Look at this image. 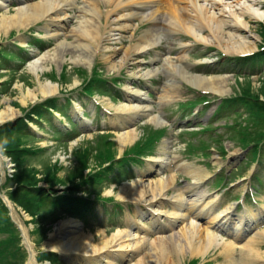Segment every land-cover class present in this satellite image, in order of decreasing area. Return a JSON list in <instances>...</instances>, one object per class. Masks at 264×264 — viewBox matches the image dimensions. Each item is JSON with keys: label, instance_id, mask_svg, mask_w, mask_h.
<instances>
[{"label": "bare ground", "instance_id": "6f19581e", "mask_svg": "<svg viewBox=\"0 0 264 264\" xmlns=\"http://www.w3.org/2000/svg\"><path fill=\"white\" fill-rule=\"evenodd\" d=\"M159 1L80 0V4H76V0H16V5L13 6V11L10 12L6 0H0V9L4 10L0 13V38L1 35L7 36L10 34L9 31L12 28H16L18 31L20 28H25L31 23L45 20L44 28H50V35L58 39L59 35L63 34L60 31L61 28L65 23L71 21V18H74L76 23H78L76 27L69 30V35H63V39L55 46L56 49L53 46L32 56V59L28 62L27 69L37 79V84L33 89L27 88L25 91H22L21 86L17 85L20 91V102L23 104L28 102L33 103L39 100L40 97L45 98L57 92V83L40 80V75L46 67L45 63L54 60L57 49H59L58 51L62 54V57L70 54V59L74 63L89 64L90 59L96 54H101L100 59L103 56L105 62L109 63L116 49L108 44H112L118 39V34L130 26L129 21L133 18H139L140 21L145 20L149 24V27L142 31L140 37L133 42L132 50L127 48L124 51L125 56H141L144 50L151 48V46L153 47L157 37L163 35L162 33L164 32H167L168 35L175 36L183 33V35L192 36L194 41L205 44L212 43L211 38H217L216 40L221 42L220 46L226 52H245L256 47L255 44L245 39L242 31H245L249 27L245 16H249L257 21L261 20V22L264 20V11L257 4V0H245L249 2V4L246 3L248 4L246 7L241 5V0L225 2L220 0H204L208 3L206 5L203 4L205 3L204 1L200 4V0H166L165 9H163L165 16L163 17L162 12H158L160 6L156 7ZM218 2H222V8L218 6L214 8L219 9L218 11L211 9L212 5H217ZM232 2L235 4H232ZM101 8H103L104 13L110 12V15L104 17L105 19L108 20L114 16L112 20L114 26L109 35L103 39L108 43L104 44V46H99L98 42L95 43V41L101 40L99 34L100 28L98 26V14ZM69 11H76V13L70 15ZM122 12L124 13L119 14ZM142 25L143 23L141 22ZM50 26H53V28ZM135 31L136 29L133 30L132 37L135 35ZM206 31L209 32V36L208 34L203 35ZM67 36L71 37L70 42H68L69 39H66ZM133 40V38H130V41ZM21 41L24 42L23 40ZM185 45V42L179 40L180 48H186ZM63 59L61 60L63 61ZM182 59L183 56H180L178 64L172 62V64L161 63V66L157 67L156 70H147L142 76L149 78L156 72L164 73L167 76L164 83V91L167 93L177 88L179 81H184L204 91H212L220 95L226 94L225 78L221 79L191 73L182 65ZM113 67L115 68V66ZM137 76L141 77L138 74ZM139 93L140 90L138 87L135 89L132 88L127 92L128 97L137 102L135 105L122 103L114 106L118 109V112L121 111V113L117 114L116 120L120 125V129H123V131L118 135L115 134L116 132L114 134L117 136L118 142L122 147L134 138L135 129L131 127V124L142 115L152 114L151 116H147V120L153 121L157 126L166 124L157 116L156 111H152L153 107L149 101L144 99ZM163 98L164 94L160 97V103L166 101ZM106 100L112 108L113 104L108 99ZM2 102H4V106L0 110V123L12 119L15 116V110L10 106V103L7 100H2ZM74 110L79 111L81 108L78 104H75ZM161 150L164 156H158V159H155V161L157 160L160 166H162L161 163L167 161V167H165L169 171V174L159 179H153V181L151 180L146 184L140 183V180L123 183L119 188L117 197L129 199L134 202L148 200L150 209L147 213L149 218L154 222H159L161 217H165L171 223L179 221L181 225L178 230L169 235L150 240L148 242L149 247H146L145 243H141V240L137 239L140 237L139 232L132 230L131 224H136L135 219H132L125 228L118 227L111 233L110 237H107L103 229L99 230L101 237L95 243L94 241L96 240L91 235H86L78 231L79 222L76 219L69 217L62 220V218L60 224L58 226L56 225L57 227L54 231L49 232L48 239L44 241L47 250L56 252L63 258H66L65 255H79L82 261H90L93 264H110L108 257L130 260L137 253H140L141 257L138 256L134 264H145L143 260L145 256L151 257V260H149L150 264H178L183 252L188 251L191 255L197 256L204 255L210 249H215L218 246L226 247L228 245L227 240L211 228L218 220L217 215L211 218L206 217L207 222L204 226L200 225L197 221V216L202 212H206L207 214L210 212L209 203L205 201V194L198 190L201 178L195 176L192 184L185 186L186 191L184 193L179 191L172 196L169 201L172 204L170 210L162 209L164 201L166 200L165 190L174 185L175 170L180 167H171L169 164L170 159H168V154L171 152L166 150L164 146L161 147ZM147 196L149 198L145 199ZM9 206L12 207L11 204ZM11 211L13 214V209ZM18 223L22 232L23 241L30 250V259L27 261V264H37L36 254L32 246L33 242L30 240L23 224L20 221ZM117 239L128 242L126 245L120 244L117 242ZM130 241H134L135 243L130 245ZM172 244L175 246L172 247ZM240 246L241 253L243 252L242 244ZM124 247L131 248V250L124 254L108 253L118 251ZM227 251L235 252L234 248L231 250L227 249ZM80 252L82 255H80Z\"/></svg>", "mask_w": 264, "mask_h": 264}, {"label": "rangeland", "instance_id": "374dc122", "mask_svg": "<svg viewBox=\"0 0 264 264\" xmlns=\"http://www.w3.org/2000/svg\"><path fill=\"white\" fill-rule=\"evenodd\" d=\"M15 1L16 0H6V3L8 4L10 12L13 11V6L16 5V3H13ZM31 1H36V0H31ZM203 1L204 0H202V1L200 0V4H202ZM210 1H216V0H210ZM220 1L225 2V1H233V0H220ZM79 2H80V0H76V4H80ZM29 3H30V1H29ZM182 3H184V2H182ZM182 3H180V4H182ZM187 3H188V1H187ZM246 3L249 4L248 1L246 2L245 0H241V5L243 7H246L248 5ZM203 4L206 5L208 3L205 2ZM232 4H235V3L232 2ZM257 4H259L260 7L264 11V0H257ZM165 5H166V0H160L159 2H157V5H156V7L160 6L158 12L159 11L162 12V17L165 16L164 11H163V9H165ZM221 5H222V2H218L217 5H212L211 9L217 8V6L222 8ZM214 10L218 11L219 9H214ZM3 11L4 10L0 9V13ZM72 13H76V11H69L70 15ZM123 13L124 12L119 13V14H123ZM107 15H110V12L104 13L103 8L99 9V14H98L99 25L98 26L100 28L99 34L101 32V35L104 34V32H103L104 28L102 29L100 27V25H101L100 22H102V24L104 26H106L105 28H107V30H109V33L111 32L112 27L114 26L113 22H112L114 16H112V18L107 20L104 18ZM114 15H115V13H114ZM245 17H246V20L248 21L249 27L246 28L245 31H242V35L245 37V39L247 41H249L250 43L252 42L256 46H258L260 44L259 37L262 38L264 41V20H262V22H261V21H257L255 19H252L249 16H245ZM136 19H138L140 21L139 18L131 19L129 21V25L131 23V25L134 27H131V25H130L129 27H127V29L122 30V32L120 34H118V36H119L118 39L115 40L112 44H108L103 40L106 36L109 35V33L103 39H101V40L99 39V40L95 41V43L98 42L99 46H104V44H108L111 47L113 46V48L116 49V52L113 55V57L109 63L105 62L103 56H102V59H100L101 58V56H100L99 59H96V61H95V62L100 63V67L102 68V70L105 74L117 75L121 70V73H120L121 100L118 99V101H114L112 108L108 104V101L106 99L102 100L100 98L101 101L104 103V106H97L96 107L95 103L92 100H90V99L82 96V94H80V88L82 86L81 82L86 84V85H90V83H92L91 81L84 79L85 78V71L86 70L88 71L90 66H91L90 63L89 64H85V63L82 64L80 62L74 63L70 59V54H66L65 57H62V54L58 51L59 49L56 50L57 54L55 55L54 60L49 61V62L47 61L45 63L46 67L43 70V73L40 75V80L41 81H47L48 80V81L55 82V83H57V89H58L56 93L50 95L49 97L58 96L59 99H57L55 101L56 104H59L60 101L65 102L66 98L70 100V103H68V105L66 107H64V108L58 107L57 111H59L61 116L63 117V114H66V113L70 114L73 111L75 104H78L81 108V110L77 111L74 114V116L76 115V118L78 119L77 123L75 122L76 124H78L77 136H76V139L72 143H69L68 145H57L56 146L57 141L55 140V138L52 135H50L48 133H43V140L33 141V140L29 139V140H31V142L26 141L23 138H18L15 135H12L10 142H7V144L5 146H8V150L11 149L13 156L16 155V152L14 150L15 149L18 150L22 146H26V145L36 146V145H40V144L41 145H46V144L55 145V147L53 148L54 151H50L48 153L41 154L38 156H34V154L32 155V153H30V156L23 158V162L19 161L20 162V168H19V171L16 173V175L18 176V174H20L21 178H18V181H20V182L22 180L23 181H29V182L34 181L31 183H34L33 185L35 187H40L44 190L48 189L50 187L59 188V189H57L58 193L63 192L64 189H62V187L68 185L69 183L77 182V180L80 179V175L84 176V173L88 171V167L94 166L95 168H97L95 159L92 157V155L95 154V151H93L91 154V161H89L87 159V156H84L86 151L89 148H91L94 145L95 141L98 139V137H94V136H96V133H98L97 129L109 130L112 133V136L109 137V139L112 140V142H114V145H112L111 143L110 144L105 143L102 147H98L96 145V147L93 148V150L97 148L102 153H104V152L108 153V155H115L117 153L119 155H121V153L123 151H125L126 149H129V147L141 136V134L143 132L142 129L147 126L146 125L147 122H144V121L140 122L142 119H144L145 116H142L139 120L136 119L137 121L135 120L136 121L135 122V127H136L135 136H134V138H132V140H129L127 143H125L124 147H122L121 144L118 142L116 135L121 133V131H123V129H120V125H119L118 121L116 120L118 109L115 108L114 106L122 104L125 101H126V103L128 102V97H126V92L128 91V88H130L128 86H131L130 85L131 80H135V79H136V81L139 82L141 87L136 85V83H135L136 81L132 82L133 85H135L136 87L142 88L143 89L142 92L144 94H149V97L152 100V105L156 109H159L161 111V114L164 115L165 117H167L168 120H170L169 126L171 127L170 130H166L163 138L155 144V148H154L153 152L142 155V158H144V163L142 164V167L140 168V172H142L146 175L142 178L144 181L140 180L139 182L146 184L151 180L153 181V179L154 180L157 179L158 176L162 172L165 171V169L162 171H159L158 175H156L155 172H148V168H149V170L154 169L155 163L157 161V160L155 161V159H158L157 158L158 156L159 157L164 156L162 154V152L160 151V145L163 144L164 139L165 140L168 139V141H170V143L168 145L169 146L168 150L171 152L169 154V158H168V159H170L169 164L171 165V167H174L175 166L174 164H176L178 168H179V166H182V168H179L177 170L176 185L179 184L180 182L186 180V178H184L182 176V173L184 172V170H182V169H185L186 164H192L193 165L195 163L194 156H191V157L186 156L185 147H184V140L192 139V137L189 134H187V132L198 130L201 127V125H204V123L209 121L211 118V114L216 107V104L212 105V107L209 110H207L205 113H201V110L196 109L193 111L192 115L185 117L184 120H181V116L179 115L180 112L177 113L175 111V109L177 108V102L184 101L187 98H192L191 94L193 93L192 92L193 90L188 89L189 87L186 84L180 83L181 85H179L174 90H171L174 92L166 93V95H167L166 101L165 102L162 101V103H160V97H161V95L164 94V92L161 91V89H160V85L163 84V82L167 79L166 75L163 73H157L156 72V73H154V76H152L151 79L144 80V79H140L137 76V74L141 75V77H142V75L144 74L145 71L153 70V69L155 70V68L159 67L161 65V63H166V64L167 63L170 64L171 62L174 63L177 61V57L181 53L182 54L180 56H183V59H182V61H183L184 58L186 57L185 53H189V56L186 57V61L184 63V65H186V67L193 68L194 71H198V72L204 71V73H205L204 76L212 75L213 73H211L210 71L213 70V68H215V67L218 68V67L222 66V63H223L222 60H225V58L217 59L218 61H214L207 68L205 66L198 65L199 60H196L193 57H206L207 55H209L208 58L211 59V55H215V52H218V51L223 53V55L226 57L234 56V53H225V52H222L219 48L215 47L214 45H218L221 43L219 40H216L217 38H211L210 37L212 43H206L205 44L203 42L194 41L192 36H188L185 34L183 35V33H182V34H177L176 36L175 35L165 36L164 40L160 44H157V45L154 44L153 45V46L157 47L158 50H163L164 52H167L169 47L173 48L174 50H172L171 52H174L176 54L173 53L174 55H172V57L165 56L162 58L161 61H159V59L157 60V58H156V60H152L151 59L152 55H144L145 53H148L151 50V48L144 50L141 53V56L144 55V57L139 56L141 58L136 57L135 55L125 56L124 51L127 48L129 50H132L131 47L133 45V42H135V40L140 37L142 31H144V30H140L138 32V34H136L137 29L139 28V26H141V23L139 24V21H136ZM70 20L71 21L65 23L64 26L61 28L60 31H62L63 34H60L58 39H56L57 37L54 38L50 35L51 34V32L49 31L50 28H47V27L44 28L46 21H43L41 23V26L40 25L36 26V24H29L30 26L28 28H20L21 29V36L25 39V42L30 41L31 37H36L35 34H37V33L35 32V34H34V30H36V29L40 30L41 31L40 35H42V36L45 35V36L50 38L49 41H47L46 39L43 40V42L47 45V47L45 49L41 50L43 52L47 48H52L53 46L54 47L57 46L58 42L63 39V35L64 34H65V36L69 35L68 34L69 30L76 27V25L78 24V23H76V20L74 18H73V21H72V18ZM42 24H44V25H42ZM144 26H145V24H143V26H141V27H144ZM50 27L53 28V26H50ZM15 29L16 28H12L9 31V33L14 32V31L17 32V29L16 30ZM134 29H136V31H135V35H133V37H132L131 34H132ZM158 29H160V28H158ZM24 31H27V32L25 33ZM30 32L33 33L31 36H30ZM123 33H125V34H123ZM122 34H123V36H122ZM162 34L168 35L167 32H164ZM206 34H208V36H209V32L206 31L203 33V35H206ZM9 35L10 34H8L7 36L1 35L0 41H3V39L6 40V38H8ZM170 36H172V37H170ZM127 37H129V38H127ZM9 38H12V37H9ZM100 38H101V36H100ZM130 38H133L134 40L130 41ZM14 39H16V37L8 40L7 42H11ZM66 39H69L68 42L71 41L70 36H67ZM179 40L186 43V45H185L186 48H180ZM120 42L124 43V44H128L129 46L126 47L125 45L121 44ZM156 42H157V40H156ZM223 44H222V46H223ZM3 45H5V44H3ZM6 45H8L9 48H13L9 44H6ZM26 48H27L26 53H28V54H24L25 56L20 58L19 62L23 61L26 56L29 57V59L24 60V62H25L24 66H23V68H21L16 73V75H15L16 77H15L14 81L12 82L11 86L9 88H5V85H2L0 83V110L4 106V104H3L4 102H2V100L3 101L7 100L10 103V106L13 107V109L15 110V116L12 119H9V120H6V121H3L0 123V124L3 123V125L0 126V136H3L5 134L4 127H3L5 125L4 123L11 121L10 122V125H11V123L16 118L23 116L24 113H29V112L33 111V108L35 107V104H33V103H35L37 101L45 100L46 98H48V97H45V98L40 97L39 100H37L33 103L28 102L26 104H23L20 102V91L17 88V85H20L21 90L25 91L27 88L33 89L37 84V79L34 77V75L31 72L28 71L29 69H27V68H28V62L31 60V56L37 55L40 52H38V50L36 48L31 46V41L29 42V44ZM37 48H39V46ZM55 49H56V47H55ZM14 53H16V52H14ZM180 56H179V58H180ZM62 58H64L63 61L61 60ZM126 59H128V60H126ZM212 60H216V58H213ZM14 61H16V60H14ZM178 63H179V61L177 62V64ZM10 64H13V63H10ZM113 66H115V68ZM223 71L227 72V69L225 68V69H223ZM227 74H228V76H226V77H218L221 79H224V78L226 79V88H227L226 94H223L222 96L215 95V96H209V97L221 98V97L229 96L231 94L243 92L246 90L249 94L257 95L262 100H264V73L262 74V72H261L259 76L253 77V78L252 77L251 78H243V77H245V76H243L239 80H235L234 78H232V76H231L232 72L231 71L227 72ZM4 78H6V77L5 76L2 77L0 75V81ZM153 79H154V83H152V81H151ZM128 82H129V84H127ZM124 88H126V89H124ZM123 90H124V92H123ZM166 95H164V97H166ZM154 101H156V102H154ZM212 102L215 103V102H217V100H214V101L212 100ZM82 113H84V116L87 115L88 117H83V119H82L81 118ZM263 113H264V109H263ZM44 117H47L46 114H44ZM232 118H233L232 113L230 111H228L224 114V116L222 118L214 120L212 122V125L216 126V129L213 130L210 134L212 136H216V134H222L224 129L222 127H219V126H221L224 123V121H226V120L231 121ZM16 120H18V119H16ZM53 120L57 121L58 117L57 116L52 117L51 121L53 122ZM90 121H92L93 124L89 128ZM174 121L180 122V126L176 127L177 124L173 125ZM84 122H86V128L81 129L80 123H84ZM94 124H96V128H95ZM64 125H66V124H64ZM29 127H30V130H33V128H34V127H31V124H29ZM179 130H183V131L178 134ZM198 134H200V137L206 138L207 143H210L213 146L215 145L214 141L207 138L208 133H201L200 132ZM195 137H196V139H198L197 135ZM92 142H94V143H92ZM88 143H91V145H86ZM223 145H224V150L227 152L225 154L228 157L233 156L234 154H232V152L234 150H236V147H234L235 144L233 142H230V141H225L223 143ZM237 147H238V145H237ZM211 149L213 150L214 148H211ZM8 150L6 149V147H4L3 148V154L10 158V154L8 153ZM216 153H217L216 151H213L211 156L208 157L207 159H210V161L214 160V159L221 160L219 157H217ZM0 154L3 156V160H4L2 164L0 163L3 167V174H2V176L0 175V191L4 192L8 196V198H10L11 191H13L15 187H17V184L13 183V182L12 183L6 182V178L14 173V170H15L14 169V162L10 158L11 166L8 167L9 166L8 159L2 154V152H0ZM172 156H174V158H172ZM19 159H20V156H19ZM88 161H89V163H88ZM164 162H167V161H164ZM183 163H185V165H182ZM242 165H244V164H242ZM237 167H238V170L235 171V173H242L243 171H245L243 169L246 166H242V168H240L242 170L241 172L239 171L240 163L238 164ZM44 179H49V181H46ZM174 182H175V178H174ZM120 186H122V184H119L116 187H113L112 185L108 186V187H103L102 188L103 191L101 194L103 196H110V195H113V196L117 195L118 196V191H119ZM83 187L84 186H82L81 190H83ZM80 193H84V191H81ZM23 196H24V194H23ZM147 198H149V196L145 197V199H147ZM10 200L16 205V217H13L12 212H10L8 210V208L5 207L3 201L0 199V203H2V206L4 207V210L2 209L3 212L1 214V217L3 219L1 218V220H4L7 223V228L5 230V232H7V233H5V232L1 233L0 232V241L5 242L7 239V242H6L7 244L13 243V246L11 247L10 251H12L13 248L17 245L22 246L23 243H22V238H21V231H20V229H19L20 227L18 225L19 224L18 222L20 221V223L23 224V227L27 230V233H28L30 240L33 242L32 246H33V249H34L35 254H36L37 264H39V263L51 264L49 261L51 260V258H54L55 253L51 254V253L47 252L48 250H47V247L44 245V241L49 237V234L52 232V230L54 231L55 228L60 224V222L66 218L61 217V218L56 219L52 215L48 216L44 209L40 210L37 214H32L30 212V208L26 209L19 202H16V201L12 200L11 198H10ZM105 207L108 210H110L112 208V205H111V203H107V204H105ZM134 208H135V204L132 205L131 209H134ZM103 209L104 208L102 207V205H98L96 208V212L98 214V218L103 220V222H106V215L104 214ZM38 221H40V222H38ZM11 225H14V229H10ZM96 225H97V221L92 224V226H96ZM78 231L82 232L86 235H91L92 238L96 240V241H94L95 243H97V240H99V237H101V235H100L101 232H99V229L90 230V229H86V228L80 226L78 228ZM106 234H107V237H110V235H111V233H106ZM174 246L175 245L172 244V247H174ZM130 250H131V248L129 249L128 247H124V248H120L118 251L116 250V251H112V252H108V253L124 254V253L129 252ZM258 250L259 249H256V251H258ZM105 254H107V253H105ZM105 254H103V255H105ZM259 254L262 255L263 253L260 251ZM27 255H28L27 252H21L18 255H14V258L12 259V264H23L24 260L27 259ZM80 255H82L81 252H80ZM138 256H136L133 259L131 257V260L125 259V261H123V262H121L120 259H115L113 257H108V259L110 260V264H134V262ZM65 257L67 258V260L65 262L62 258L58 257V259H60L59 262L52 263V264H93V262H90V261H82L81 256H79V255H77V256L65 255ZM140 257H141V254H140ZM183 258H184V256L180 257L178 264H180V262L182 261ZM143 260L145 261V264H150L149 260H151V257L145 256V257H143ZM60 262H62V263H60ZM25 263H26V260H25Z\"/></svg>", "mask_w": 264, "mask_h": 264}, {"label": "trees", "instance_id": "16d2710c", "mask_svg": "<svg viewBox=\"0 0 264 264\" xmlns=\"http://www.w3.org/2000/svg\"><path fill=\"white\" fill-rule=\"evenodd\" d=\"M5 85V84H2ZM90 84L89 86H92ZM90 90L89 87H87ZM230 103H240L242 104L246 112L250 114L251 117L258 119L259 115L264 114V100H259L257 95L249 94L246 90L243 92L236 93L233 99L229 100ZM38 106L33 108V112ZM32 112V111H31ZM5 134L0 136V148L3 149L8 146H5L7 142H10L12 135L17 136L18 138H23L25 136V128L22 121H17L15 123H7L4 126ZM16 155L13 156L11 149L8 150L11 160L14 162V173L11 176L6 178L8 183H16L17 187L11 191L10 198L16 202L22 204L26 209L30 208L32 214H37L40 210L44 209L48 216L52 215L57 218L64 211H71L77 207H88L91 204L90 193L92 190H89L88 196H78L76 191L79 185H92V180L94 175L82 176L80 175L79 183L72 182V187L65 188L63 192L58 193L56 190H53L52 187L48 189H42L40 187H35L31 182L34 181H18V178H21V175L16 173L19 171L20 162H23V158L30 156V153L35 154L36 151H33L27 147H20L18 150H14ZM20 156V159H19ZM113 155H108V153L103 154L104 159H111ZM20 161V162H19ZM17 167V168H16ZM49 181V179H44ZM24 194V196H23ZM29 197V198H28ZM23 199V200H22ZM4 210L2 203H0V232L4 233L7 228V223L4 220H1V214ZM3 219V218H2ZM40 222V221H38ZM10 229H14L13 225L10 226ZM13 243L6 244L5 242L0 241V264H5L6 259H13L14 255L21 253V247L18 245L10 251Z\"/></svg>", "mask_w": 264, "mask_h": 264}, {"label": "water", "instance_id": "95a60500", "mask_svg": "<svg viewBox=\"0 0 264 264\" xmlns=\"http://www.w3.org/2000/svg\"><path fill=\"white\" fill-rule=\"evenodd\" d=\"M2 158V155H0V159ZM1 197H2V199H3V201L8 205V207L10 208V206H9V201H8V199L6 198V196H4L3 194H1Z\"/></svg>", "mask_w": 264, "mask_h": 264}]
</instances>
